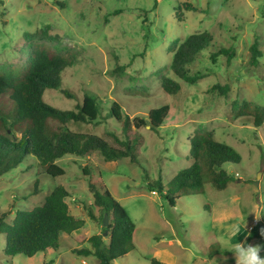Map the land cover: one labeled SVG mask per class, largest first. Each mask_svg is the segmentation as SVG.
<instances>
[{
    "label": "rangeland",
    "instance_id": "1",
    "mask_svg": "<svg viewBox=\"0 0 264 264\" xmlns=\"http://www.w3.org/2000/svg\"><path fill=\"white\" fill-rule=\"evenodd\" d=\"M46 27L59 35V42L28 43L24 37ZM202 32L211 35V43L187 66L188 74L198 77L187 84L170 70L173 51L188 36ZM255 39L261 57L252 66ZM35 43L73 59L62 72L59 90L43 94L47 105L75 110L86 94L96 99L104 116L113 102L130 119H146L150 110L163 106L168 115L155 130L145 126L129 133L137 139L136 163L126 158L107 163L96 152L65 156L55 163L64 175L52 178L28 157L2 175L0 214H7L5 224L16 211L32 210L54 187L63 186L69 193V213L84 226L62 234L56 249L30 258L7 256L5 234L0 233V264H96L94 257L73 253L89 248L87 239L101 234L89 216L97 214L89 179L104 186L135 225V249L114 264H150V259L162 264H236L232 245H264L248 239L264 219V125L256 127L241 109L243 104L264 109V0H0V72L22 69ZM220 49L233 52L230 61L226 54L216 55ZM164 77L178 82L177 95L164 93ZM215 85L226 86V95L210 91ZM0 106L6 110L9 101L4 97ZM114 122L109 118L67 127L118 147L108 135L122 138L121 126ZM201 131L211 132L215 141L239 155L238 163L223 165L232 182L223 191L205 182L200 194L181 196L172 207L157 190L151 192L148 182L160 178L167 186L188 168L190 140ZM103 239L108 242L106 235Z\"/></svg>",
    "mask_w": 264,
    "mask_h": 264
},
{
    "label": "trees",
    "instance_id": "2",
    "mask_svg": "<svg viewBox=\"0 0 264 264\" xmlns=\"http://www.w3.org/2000/svg\"><path fill=\"white\" fill-rule=\"evenodd\" d=\"M119 12L114 11L112 15ZM24 37L28 43L41 39L60 41L59 35L52 34L49 27L25 34ZM210 43L211 35L207 32L188 36L173 51L170 64L172 74L187 84H194L198 77L189 75L187 66ZM258 46L257 39L250 46L249 63L252 66H256L261 57ZM28 53L29 57L22 69L0 72V101L5 97L10 106L6 110L0 106V177L28 157L35 158L52 178L64 175V171L55 163L65 156L83 157L96 152L107 163L125 158L136 163L137 139H130L129 133L145 126H149L151 130L159 128L167 118L168 107L150 110L146 119H130L115 102L104 116L96 99L86 94L75 106V110H61L49 106L43 101V94L46 90H59L62 72L71 64L72 56L61 55L38 43L31 44ZM220 54H226L228 61L233 57V52L226 49L216 52V55ZM161 86L168 95H177L180 91L178 82L170 78H162ZM210 91H217L224 96L228 88L215 85ZM62 94L72 98L67 90H62ZM241 109L253 117L256 127L264 125V109L248 104H243ZM109 118L121 126L122 138L114 133H107L118 147L110 145L100 136L74 132L67 127L69 124H96L101 119L104 121ZM186 159L192 161L190 166L178 172L167 186L162 184L160 178L148 182L151 192L157 190L172 207L181 196L200 194L205 182H209L218 191L225 190L232 178L223 169V165L240 161L239 155L231 147L215 141L212 133L208 131H201L190 140ZM86 175H89L88 171ZM88 185L93 206L97 211L96 215L91 212L89 216L100 225L101 234L87 239L89 248L74 249L73 253L82 257H94L97 264H114L117 259L135 249L132 240L135 225L125 209L112 198L104 186H99L90 179ZM68 197L69 193L63 186H56L32 210L16 211L10 224L4 223L7 214H0V233L5 234L4 253L7 256L22 255L30 258L37 253L56 249L62 234L71 235L80 230L84 221L69 213L66 202ZM105 215L108 218L107 227L102 226ZM104 233L108 238L107 243L103 239ZM249 234L248 239H256L258 243L264 244V219ZM149 263L162 264L155 259H150Z\"/></svg>",
    "mask_w": 264,
    "mask_h": 264
},
{
    "label": "clouds",
    "instance_id": "3",
    "mask_svg": "<svg viewBox=\"0 0 264 264\" xmlns=\"http://www.w3.org/2000/svg\"><path fill=\"white\" fill-rule=\"evenodd\" d=\"M230 251L234 254L236 264H264V245H248L247 242H238L232 245Z\"/></svg>",
    "mask_w": 264,
    "mask_h": 264
},
{
    "label": "water",
    "instance_id": "4",
    "mask_svg": "<svg viewBox=\"0 0 264 264\" xmlns=\"http://www.w3.org/2000/svg\"><path fill=\"white\" fill-rule=\"evenodd\" d=\"M107 225H108V218H107V216L105 215L104 218H103L102 226H103V227H107ZM104 236H105V233H104Z\"/></svg>",
    "mask_w": 264,
    "mask_h": 264
},
{
    "label": "crops",
    "instance_id": "5",
    "mask_svg": "<svg viewBox=\"0 0 264 264\" xmlns=\"http://www.w3.org/2000/svg\"><path fill=\"white\" fill-rule=\"evenodd\" d=\"M74 235H75V233H74ZM162 263V262H161ZM96 264H97V261H96Z\"/></svg>",
    "mask_w": 264,
    "mask_h": 264
}]
</instances>
